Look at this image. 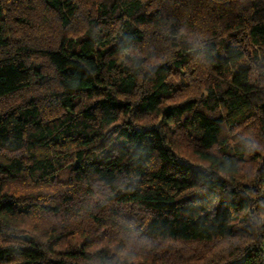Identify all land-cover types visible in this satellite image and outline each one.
Listing matches in <instances>:
<instances>
[{"label": "trees", "instance_id": "obj_1", "mask_svg": "<svg viewBox=\"0 0 264 264\" xmlns=\"http://www.w3.org/2000/svg\"><path fill=\"white\" fill-rule=\"evenodd\" d=\"M33 86L0 264H264V0H0V101Z\"/></svg>", "mask_w": 264, "mask_h": 264}, {"label": "rangeland", "instance_id": "obj_2", "mask_svg": "<svg viewBox=\"0 0 264 264\" xmlns=\"http://www.w3.org/2000/svg\"><path fill=\"white\" fill-rule=\"evenodd\" d=\"M37 33V30H32L31 31V34H36ZM29 62L31 63H34V64H40L41 67H42V70L43 72L47 75V76H50V75H53V71L51 69V67L49 66L48 62L41 56L39 55H33L32 57H30L28 59ZM50 84H52V86H55V78H52L49 80ZM36 94V95H40L42 94L40 91L36 90L35 87L33 86V89H27V90H23L22 92L18 93L16 96H12V97H9V98H6L4 99L3 101L1 100L0 101V107L4 106L5 103H7V105H13V104H16L17 102H20L21 100H23L24 98H26L27 96H29L30 94ZM6 106V105H5ZM188 152H190V146H186L184 144L183 146ZM24 234H28L29 237H30V234L28 232H25ZM212 246V247H211ZM222 246V244H217V245H211V244H207V245H203L200 247L201 249L203 248H207V247H211V248H214V249H220Z\"/></svg>", "mask_w": 264, "mask_h": 264}, {"label": "water", "instance_id": "obj_3", "mask_svg": "<svg viewBox=\"0 0 264 264\" xmlns=\"http://www.w3.org/2000/svg\"><path fill=\"white\" fill-rule=\"evenodd\" d=\"M13 236L18 237V238H22L24 240H28L29 239V235L28 234H13Z\"/></svg>", "mask_w": 264, "mask_h": 264}]
</instances>
